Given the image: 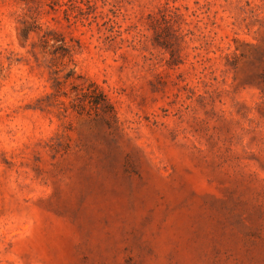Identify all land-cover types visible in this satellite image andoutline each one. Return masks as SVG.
I'll return each mask as SVG.
<instances>
[{
    "label": "rangeland",
    "instance_id": "1",
    "mask_svg": "<svg viewBox=\"0 0 264 264\" xmlns=\"http://www.w3.org/2000/svg\"><path fill=\"white\" fill-rule=\"evenodd\" d=\"M0 264H264V0H0Z\"/></svg>",
    "mask_w": 264,
    "mask_h": 264
}]
</instances>
